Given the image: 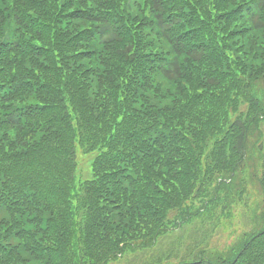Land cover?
<instances>
[{
    "label": "trees",
    "instance_id": "trees-1",
    "mask_svg": "<svg viewBox=\"0 0 264 264\" xmlns=\"http://www.w3.org/2000/svg\"><path fill=\"white\" fill-rule=\"evenodd\" d=\"M0 264H264V0H0Z\"/></svg>",
    "mask_w": 264,
    "mask_h": 264
},
{
    "label": "rangeland",
    "instance_id": "rangeland-1",
    "mask_svg": "<svg viewBox=\"0 0 264 264\" xmlns=\"http://www.w3.org/2000/svg\"><path fill=\"white\" fill-rule=\"evenodd\" d=\"M99 154H100V150L83 152L81 149H79L78 151L79 169L77 173L78 183L93 178L92 163Z\"/></svg>",
    "mask_w": 264,
    "mask_h": 264
}]
</instances>
